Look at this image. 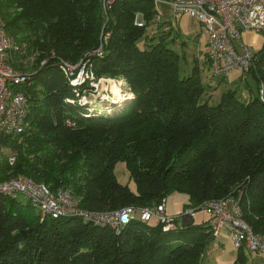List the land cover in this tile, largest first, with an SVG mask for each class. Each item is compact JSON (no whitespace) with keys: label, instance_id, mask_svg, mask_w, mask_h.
<instances>
[{"label":"trees","instance_id":"16d2710c","mask_svg":"<svg viewBox=\"0 0 264 264\" xmlns=\"http://www.w3.org/2000/svg\"><path fill=\"white\" fill-rule=\"evenodd\" d=\"M101 1L0 0L6 33L19 46L8 54L10 65L30 73L26 84L12 87L27 96L28 127L0 135V182L23 175L70 192L85 209L111 211L158 204L172 192L187 194L185 210L195 208L230 196L245 180L242 219L264 239V41L249 71L255 95L241 100L229 89L211 105L198 59L189 73L180 69L185 42L167 16L156 20L152 0H118L103 55L90 60L96 78L124 80L132 96L117 112L89 113L65 101L73 94L58 60L78 63L98 46ZM137 15L144 26L135 24ZM119 163L134 191L118 181ZM202 211V224H194V214L188 225L164 231L156 220L134 218L116 234L78 217L41 219L28 201L0 195V264H203L219 234ZM254 255L264 256L236 248L232 264H253Z\"/></svg>","mask_w":264,"mask_h":264},{"label":"built area","instance_id":"2783aa9c","mask_svg":"<svg viewBox=\"0 0 264 264\" xmlns=\"http://www.w3.org/2000/svg\"><path fill=\"white\" fill-rule=\"evenodd\" d=\"M116 1L118 0L101 1L103 28L98 46L86 53L76 65H71L63 59L58 60L60 72L68 82L74 96L72 99H66L67 103L87 105V99L92 98V93L97 88L99 80L102 82L103 78H96L92 65L88 62L90 57L103 55L104 45L110 37V32L104 29L110 21V12ZM152 1L158 11L156 20L163 15L158 9V5L163 4L170 7L167 18L171 24L183 16L197 21L200 33H203L206 38V60L211 78L224 79L232 72H239L242 77L254 66L256 52L247 44L244 35L252 32L264 37V0ZM135 24L140 27L144 26L145 22L141 15H137ZM18 50L19 46L7 35L4 22L0 17V135H20L28 127L27 96L23 91H13L12 87L26 84L30 79V73L13 67L8 59L9 53H15ZM120 81L126 86L127 95L130 98L132 93L126 82ZM258 98L264 102L262 83L258 87ZM94 110L91 108L90 111L88 108L89 113ZM67 126L71 127L73 123L68 121ZM14 160L13 155L9 156V165H12ZM0 195L28 201L41 219L78 217L94 225L108 227L116 234L120 233L134 218L143 223L156 220L162 224L163 230L167 231L174 229L176 222L181 223L186 217H192L197 210H205L211 217L212 231L215 235L224 229L229 234L235 248L264 254L263 237L253 233L242 219L239 195L206 201L172 217L165 212V199L147 207L129 206L111 211L88 210L81 207L79 200L70 192L52 191L47 185L35 182L23 175H16L0 182ZM134 214H138V217Z\"/></svg>","mask_w":264,"mask_h":264},{"label":"rangeland","instance_id":"374dc122","mask_svg":"<svg viewBox=\"0 0 264 264\" xmlns=\"http://www.w3.org/2000/svg\"><path fill=\"white\" fill-rule=\"evenodd\" d=\"M158 7L160 10L165 8L164 11L170 10V7L168 5L159 4ZM188 18L190 17L185 16L182 19L183 29L181 31L182 34L180 35V40L186 42L184 46L179 47V49L182 50V53L184 52L185 54V58L183 56L180 57V69L182 73H189L193 69L194 63H195V59L192 56V54H194L195 52L196 43L194 41L192 42L190 37H186V33H185V29L187 27L185 23L187 24ZM155 29H156V26L154 24L150 26L149 28H147L146 30L147 31L146 34H148L147 37H150L151 34L155 31ZM244 38L247 44L252 48L254 52H258L262 48L263 41H264L263 36L255 35L252 32H247L245 33ZM142 43L144 44V42ZM142 43L140 44V46H142ZM198 48L199 46L197 47V49ZM179 53H181V51H179ZM205 58L206 57L204 56V60L201 62L199 61V78H200L201 84L203 85V88L207 92V95L209 94V96L207 97V100L211 105L217 104L221 96L224 93H226L229 89L236 88L238 91L237 95L239 96L241 100H244V98L245 99L248 98L249 95L251 96L255 95L257 90H256L255 81L252 79L251 75L249 74L250 70L247 73L243 74L242 77L241 76L239 77L238 82L236 83V86L229 88L227 87V84H226L227 81L225 82L224 79H214L210 77V69L208 68V62ZM90 59L92 58H89L88 63L92 65V62H91L92 60ZM70 64L76 65V63L75 64L70 63ZM28 71H30V69H28ZM236 75L237 73L232 72L229 75V80L234 79ZM110 80L111 79L109 78L108 79L103 78L102 82L99 80V84L97 88L92 93V98L87 99L88 102H87V105L85 106L90 108V111H91V108L92 109L94 108L95 111L93 113H99V114L112 113L113 104L118 102L117 98L119 94L122 95V98L120 99L121 103H125L124 101L128 98L126 86H124L120 80H113V81H110ZM72 98L73 96H70L67 99H72ZM204 100L205 99L203 98V101ZM121 103L119 102L120 105H122ZM3 152L4 154L9 153L7 148H3ZM123 168L124 166L121 163H119L116 166L115 171H116L118 181L124 185H128V187L134 191L135 183L128 178V175L126 172H124ZM119 170L123 172H119ZM247 186H248V183H246L244 180L240 182L239 184L235 185V187L231 189L228 195H239L240 197H242V195L246 193L247 191ZM165 200L167 202L166 207H167V214L169 217H172L174 214L177 215L178 212L183 213L189 202L187 194H184L181 192L179 193L172 192L167 196ZM134 216L138 217V214H134ZM206 217L207 216L204 213V211L202 210L196 211L195 218L193 219L194 224L195 225L202 224L203 222H205ZM155 224H156L155 220H151L149 222V225H155ZM235 257H236V248L232 244V241L230 237L228 236V233L226 232V230L222 229L218 237L214 241L211 242L208 249L206 250L205 255L203 257V264H232L235 260Z\"/></svg>","mask_w":264,"mask_h":264},{"label":"crops","instance_id":"0c3cea01","mask_svg":"<svg viewBox=\"0 0 264 264\" xmlns=\"http://www.w3.org/2000/svg\"><path fill=\"white\" fill-rule=\"evenodd\" d=\"M158 9H159V7H158ZM164 9L165 8H163L162 10L159 9V11L163 14V16H168L169 11H164ZM184 17L185 16L180 17L174 23H172L175 26V28L179 31L180 35L182 34L181 33V31L183 29L182 28V19ZM185 25H187V27L185 29L186 37H190L191 41L192 42L194 41L196 43V49H195L194 54H192V56L194 58H197L198 61L201 62L204 60V56L206 57V38L203 35V33H200L199 25L195 19L188 18L187 24L185 23ZM183 42H185V41H183ZM185 44H186V42H185ZM191 46H192V44H191ZM198 46H199V48L197 49ZM235 73H237V75L232 80H229L230 74L226 78H224L225 82L227 81L226 84H227V87H229V88L236 86V83L238 82V79L241 76L239 72H235ZM166 204H167V202H166ZM166 214H167V207H166ZM174 215H176V214H174ZM206 216L207 217H206L205 221L208 220V215H206ZM194 218H195V216H194ZM228 236H229V234H228ZM251 261L253 262V264H264V256L254 255V256H252Z\"/></svg>","mask_w":264,"mask_h":264},{"label":"water","instance_id":"95a60500","mask_svg":"<svg viewBox=\"0 0 264 264\" xmlns=\"http://www.w3.org/2000/svg\"><path fill=\"white\" fill-rule=\"evenodd\" d=\"M123 100H124V99H123ZM125 101H126V100H125ZM125 101H124V102H125ZM119 102L121 103V101L118 100V102H116V103L113 104V111H114V112H117V111H119V110L121 109L123 103H121L122 105H120ZM115 104H116V106H115ZM188 224H189V219H188V218L184 219L183 222H182V225H183V226H186V225H188Z\"/></svg>","mask_w":264,"mask_h":264},{"label":"bare ground","instance_id":"6f19581e","mask_svg":"<svg viewBox=\"0 0 264 264\" xmlns=\"http://www.w3.org/2000/svg\"><path fill=\"white\" fill-rule=\"evenodd\" d=\"M122 98V95L119 94L117 100H120Z\"/></svg>","mask_w":264,"mask_h":264}]
</instances>
